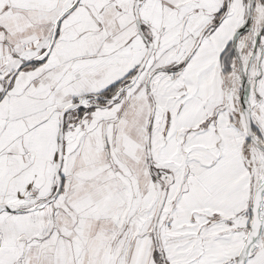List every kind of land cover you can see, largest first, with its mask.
Wrapping results in <instances>:
<instances>
[{"label": "snow or ice", "instance_id": "1", "mask_svg": "<svg viewBox=\"0 0 264 264\" xmlns=\"http://www.w3.org/2000/svg\"><path fill=\"white\" fill-rule=\"evenodd\" d=\"M0 264H264V0H0Z\"/></svg>", "mask_w": 264, "mask_h": 264}]
</instances>
